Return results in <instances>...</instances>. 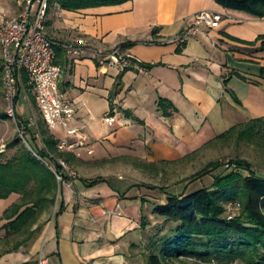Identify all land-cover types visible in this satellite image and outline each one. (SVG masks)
I'll use <instances>...</instances> for the list:
<instances>
[{"label": "crops", "instance_id": "0c3cea01", "mask_svg": "<svg viewBox=\"0 0 264 264\" xmlns=\"http://www.w3.org/2000/svg\"><path fill=\"white\" fill-rule=\"evenodd\" d=\"M202 10L221 12L220 25L185 37V21ZM46 31L61 43L86 40L81 56L67 52L60 63L59 89L75 107V116L68 127L58 128L63 137L52 130L59 141L83 140L81 157L62 151L80 174L62 182L34 238L9 252L22 236L10 244L1 241L0 264H38L42 254L53 264H147L149 229L142 216L151 212V201L166 203L168 194L155 197L156 190L139 186L133 175L110 170V165L130 166L122 160L126 156L178 160L235 125L264 119V16L228 9L215 0H127L78 10L52 5ZM117 47L137 63L124 73L113 99L124 68L109 63ZM142 62L159 64L146 69ZM20 90L26 97L18 100L17 116L34 127L38 118L30 123L35 116L29 93L38 107L35 94L27 84ZM161 98L173 103L171 115L163 114ZM98 99L106 102L104 113L117 117L106 123L114 129H101L94 116H86ZM98 178L103 180L91 184ZM20 198L18 193L0 198V217Z\"/></svg>", "mask_w": 264, "mask_h": 264}, {"label": "trees", "instance_id": "16d2710c", "mask_svg": "<svg viewBox=\"0 0 264 264\" xmlns=\"http://www.w3.org/2000/svg\"><path fill=\"white\" fill-rule=\"evenodd\" d=\"M125 1L127 0H49V8L58 5L63 9L78 10ZM215 1L228 9L243 11L256 17L264 16V0ZM180 49L179 47L178 50ZM55 51L58 62L61 63L67 51L61 46H56ZM129 60L130 63L124 66L118 76L115 93L122 85L124 73L136 66V60ZM158 64L142 62L139 65L150 69ZM23 78L27 83L29 76L26 72H23ZM34 102L32 96V103L36 104ZM171 105L173 106L171 101L160 99L164 115L172 114L168 110ZM125 112L133 116L131 111ZM8 118L6 111L0 112V119ZM17 124L25 129V139L30 147L16 137L8 145L9 148L16 147L11 157L5 158L4 153L0 152V198H7L12 193L21 195L20 200L7 208L0 217V228L5 229V235H0V242L10 244L13 237L22 238L5 252L19 248L42 230L44 224L40 223V219L55 206L62 184L55 172L61 167L57 160H69L66 153L59 150L60 141L41 112L34 127L29 126V119L19 115ZM261 125H264V119H254L231 127L217 138L226 139L237 134L239 139L254 140ZM222 167L225 168L221 169ZM206 175L213 176V182L209 186L180 193H171L165 189L168 194L166 203L152 204L154 221L149 215L143 214L142 225L149 229L147 264H173V260L181 258L216 260L225 264L238 260L244 264H264V176L251 162L241 158H235L226 164L211 161L194 179ZM65 178L68 179L69 176ZM100 180L103 179L92 180L91 184ZM230 202L240 204L239 212L232 218L229 217Z\"/></svg>", "mask_w": 264, "mask_h": 264}, {"label": "built area", "instance_id": "2783aa9c", "mask_svg": "<svg viewBox=\"0 0 264 264\" xmlns=\"http://www.w3.org/2000/svg\"><path fill=\"white\" fill-rule=\"evenodd\" d=\"M49 11V0H23V9L15 17L0 22V49L2 52V72L9 106L7 113L10 118L17 120V99L21 85L31 86L29 91L35 94L36 102L43 118L50 129L68 127L74 118L76 109L65 98L59 89V82L63 75V66L57 61L56 46H61L69 54L79 57L82 55L86 40L74 43H61L54 40L46 31V20ZM223 14L213 10H202L185 21V37L203 32L202 27L216 28L220 25ZM110 64L126 66L129 58L123 54L120 47L115 48L108 56ZM23 72L29 76L24 82ZM117 117L111 113L104 116V122L115 123ZM35 123V118L30 120ZM18 126V124H17ZM18 132L25 138V129L18 126ZM69 134L77 133L75 129H68ZM26 142V140H24ZM28 143V142H27ZM80 142L60 141L58 148L81 156L78 149L83 146ZM7 149L6 143L0 145V152ZM94 150L88 149L92 154ZM60 168L56 169L59 181L65 182V177H76V172L63 158H59ZM240 204L230 202L229 217H234ZM38 264H53L50 257L42 254Z\"/></svg>", "mask_w": 264, "mask_h": 264}, {"label": "rangeland", "instance_id": "374dc122", "mask_svg": "<svg viewBox=\"0 0 264 264\" xmlns=\"http://www.w3.org/2000/svg\"><path fill=\"white\" fill-rule=\"evenodd\" d=\"M23 0H0V22L3 20L11 19L17 16L23 9ZM50 9V8H49ZM0 60V64H1ZM2 65V64H1ZM112 65V64H111ZM123 81V79H122ZM32 93H29L30 98ZM21 97V96H20ZM18 96V100L20 99ZM25 95L21 97V100L25 102ZM115 98V92L111 96ZM99 103L95 104L94 107H91L89 113H85L86 116L95 117L94 125L104 129H114L113 126H110L104 123V116L107 113H104L107 109L106 102L99 100ZM8 100L6 98V89L3 79V73L0 74V112H7L8 110ZM21 106V105H20ZM34 118L40 117L39 108L36 104H32ZM29 112V109H28ZM106 124V125H105ZM117 124L115 125V127ZM60 136H64V133L61 129L57 130ZM19 137L23 141L26 140L18 132L17 120L15 119H0V145L6 143L7 149L4 151L5 158L11 157L16 150L15 148H9L8 145L16 138ZM25 145L30 147V145L24 141ZM82 156V155H81ZM80 156V157H81ZM235 158L245 159L251 162L254 168L261 172V175L264 176V125L260 126L259 134L255 136L254 140L250 139H239L237 134H232L226 139H219L214 137L208 140L205 144L198 147L188 156L182 157L174 161H154L146 162V160H139L138 158H133L126 156L125 159H122L127 164H131L126 167H112L110 165V170L116 172H122L124 174L133 175L137 178L136 182L139 186H146L150 190H156L157 195L155 197L160 198V195L165 194V189L171 193L181 192V191H194L203 186H209L213 182L212 175H206L197 180L194 179V176L201 171L209 162L219 161L222 164L229 163ZM222 167L221 169H224ZM76 172V176H79L80 171L77 167H72ZM220 171V170H219ZM190 191V192H191ZM152 204H157L156 201H151ZM53 208V207H52ZM51 208V209H52ZM48 210L42 218L44 222L48 218ZM152 209V208H151ZM239 212V211H238ZM48 213V214H47ZM149 217L152 221L155 220V216L150 212ZM151 230V229H150ZM0 233H4L1 231ZM1 235V234H0ZM4 246V243L0 242V248ZM4 248V247H3ZM173 264H225L213 261H198L195 259H176L173 260ZM231 264H244L242 261H235Z\"/></svg>", "mask_w": 264, "mask_h": 264}]
</instances>
